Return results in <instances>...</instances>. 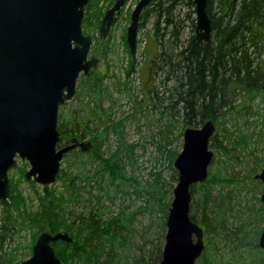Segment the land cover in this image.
Here are the masks:
<instances>
[{"label": "trees", "instance_id": "obj_1", "mask_svg": "<svg viewBox=\"0 0 264 264\" xmlns=\"http://www.w3.org/2000/svg\"><path fill=\"white\" fill-rule=\"evenodd\" d=\"M99 1L102 0H88L82 20V29L84 32H93L92 50L104 58L108 45L101 40L100 34L95 33L104 10L114 0H107V2L105 0L100 5ZM179 5L184 7L183 12L180 11ZM206 11L211 25L210 36L206 42L195 38L192 0H152L144 7L139 17V27L150 21L152 26L150 40L156 47L154 52H148V57L140 63L138 71H141L147 62L148 69H152L151 76L162 75L160 82L167 85L166 90L164 89L167 92V104L163 107L172 112L175 109L179 110L183 115L185 125L191 127L202 124L207 119H212L220 125V111L238 109L233 107L231 100V95L236 93L238 95L236 101L243 99V109L250 110L248 99L254 96V92L261 91L264 85V60L261 57L264 55V0H208ZM127 18L129 19V14ZM185 18L190 21L191 33L184 38L182 20ZM123 45L128 56V65L125 70L129 74L135 70L136 59L135 53L134 55L129 53L125 35H123ZM102 76L103 74H97L91 69L88 76L80 74L78 77L80 78L79 90L89 95L94 102V107L88 110L89 116H93L97 108L102 111L98 101V95L104 90ZM147 89L152 90L151 87ZM154 92L157 97L158 92L156 90ZM246 93L249 94L248 98ZM107 118L109 124H106L101 131H98L96 126L88 128L89 133H92L91 146L85 152L76 148L78 149V162L90 163L91 168L85 173H80L79 170H65L60 167L56 180L60 182L59 186H42V192L36 191L38 208L35 211L26 209L28 197L23 195L18 188L19 181L24 179L23 173L27 163H17L13 167L18 177H10L9 199L11 200L9 202H7L8 198L0 200L3 205V213L0 217V239H3L6 233L9 235V232H12L15 220L21 217V227L25 226L31 230L29 249L41 230H48L52 233L61 230L67 232L72 238L68 243L53 242L55 253L64 264L127 263L122 261L120 253L122 248L128 244L122 231L131 230L132 214L126 215L121 210L103 221L99 218L94 219L97 212L90 210L86 216L77 214L69 219L67 213L70 211L65 209L67 205L82 200L80 190L84 191L83 188L91 193L93 183L99 187L105 183L117 187L119 183L115 182L116 179L131 180L123 173L122 164L114 159L121 148L126 151H130L131 148L124 143L122 138L123 119L112 121L109 117ZM73 123H77L76 120L74 117H69L62 119L57 125L60 135L57 146L65 144L64 142L71 138L68 134V125L76 127ZM109 129L115 131L120 149L104 157L99 150L102 144L99 138ZM84 134L75 131L79 139H83ZM229 135L230 132L226 130V136ZM248 136V133L240 131L235 143L246 144ZM221 148L224 151L231 149L227 146ZM169 154L172 160L177 152L169 151ZM259 167L260 163L257 162L255 166L247 168V174L256 172ZM172 170L174 171L173 167ZM175 177L173 174L172 178L175 179ZM230 180L234 179L219 171H210L206 181L190 187L193 198L191 205L194 209L201 210L200 222L203 226V235H205L204 248L196 264H264V250L257 244L261 232L260 226L249 228V224L243 222L237 227L228 228L225 226L224 215L225 210L230 207V196L220 195L218 200L212 197L210 184H223ZM256 180L261 183L259 179ZM25 181L30 182L32 186L35 185L32 180ZM83 181L87 182L88 186H83L81 184ZM154 181L157 185L160 184L159 173L155 174ZM121 191L127 192L126 190ZM197 191H199V196L196 199ZM134 194H141V190L135 189ZM94 199L100 202L102 196L95 195ZM155 200V206L163 214L162 219L166 218L171 200L168 201L161 195ZM257 201L259 205L255 213L264 218V203L260 199ZM208 207H210L211 215L208 214ZM151 210H153L152 207ZM190 218L194 219V216L190 214ZM164 229L165 223L162 225V230ZM162 237L163 234H161ZM155 250V256L150 262H145L143 258L141 260L133 258V264H156L155 262L161 258V242L156 245ZM15 257L12 252H5L0 243V264H16ZM12 258L15 260L14 263L9 262Z\"/></svg>", "mask_w": 264, "mask_h": 264}, {"label": "rangeland", "instance_id": "obj_2", "mask_svg": "<svg viewBox=\"0 0 264 264\" xmlns=\"http://www.w3.org/2000/svg\"><path fill=\"white\" fill-rule=\"evenodd\" d=\"M137 1L127 0L123 4L107 35L102 37L101 40L108 45V51L104 58L98 52H93L94 40L91 45L90 54L98 58V63L92 70L97 74H103L102 87L104 90L98 95L102 111L97 108L93 116L88 115V110L94 107V102L89 95L79 90L78 81L80 78H78L76 93L70 102L59 108L57 114V125L64 118L74 117L76 120L77 123H73L76 127L68 125L70 137L76 136L75 131L80 134L85 132L82 140L90 142L92 133H89L88 128H95L96 126L98 131H101L106 124H109L107 117L112 121L123 119L122 138L124 143L131 147L130 151L120 149L118 137L113 129H109L99 138L102 140L99 150L104 157H108L115 150L120 149L119 154L114 159L122 164L123 173L131 180L116 179L115 182L119 183L117 187L105 183L100 188L96 183H93L91 193L83 188L84 191L80 190L82 200L67 205L65 209L70 211L67 213L69 219L77 214L86 216L90 210L97 212L94 219L99 218L103 221L121 210L126 215L132 214L131 230L129 232L122 231L128 242L120 251L122 261L127 262L125 264H133V258L140 260L143 258L145 262H150L151 258L155 256L156 245L160 242L162 251L166 231V227L162 230V225L166 218L162 219L163 214L155 206V198L161 195L168 201L172 199V190L177 181V170L173 165L174 158L171 160L169 151L178 153L181 150L182 133L185 127H188L185 125L183 115L179 110L175 109L172 112L163 107L167 104V92L164 91L167 85L165 86L160 82V79L163 78L162 75L154 74L151 76L152 69H148L147 62L142 70L138 71L140 63L148 57V52H154L156 47L150 40V33L152 32L150 21L138 28L134 56L136 59L135 70L129 74L126 73L128 56L123 45V35H125L129 23L127 16L130 15V11ZM104 2L105 0L99 1V5ZM180 11H184L183 6H180ZM182 24L184 26L183 37L185 38L191 33L190 21L185 18L182 20ZM86 33L92 35L93 32L88 31ZM95 34L99 35L98 27ZM261 57L264 60V55ZM148 87H151L152 90L149 91ZM154 90L158 92L157 97L154 95ZM236 96H238L237 93L231 95V100L233 107L238 109L220 111L219 121L221 124L217 125L214 122L215 131L209 143L213 157L207 167V175L210 171H219L221 174L234 179L223 184H210L214 200H218L220 195L227 194L231 198L230 207L225 210V226L234 228L246 222L249 224V228L260 226L261 231L264 228V218L261 215H256L255 209L259 205L257 199H260L263 184L262 182L258 183L254 175L260 171L264 163V92L262 90L254 92V96L248 99L250 110L243 109V99L236 101ZM248 96L249 94L246 93L247 98ZM200 125L201 123L192 127H199ZM226 130L230 132L229 136H226ZM240 131L249 135L246 144L235 143ZM222 146L231 149L224 151ZM77 155L78 149L66 153L61 159L60 167L65 170H79L80 173H85L91 168V165L90 163L78 162ZM22 162L25 160L18 159V164ZM257 162L260 163V167L256 172L247 174V168L255 166ZM157 173L160 174L159 185L154 181ZM173 174L176 176L175 179L172 178ZM8 176L9 179L10 177L17 178L18 173L12 168L9 170ZM59 183L56 181L51 186L57 187ZM81 184L88 186L85 181ZM18 188L23 195L28 197L26 209L35 211L38 208L35 194L36 191L42 192V186L36 183L32 186L30 182L21 179ZM135 189H140L141 194L135 195ZM121 190L127 192L124 193ZM95 195L102 196L100 202L94 199ZM198 196L199 191L196 192L195 198L197 199ZM10 200L8 197L7 202ZM192 201L191 196L189 216L192 214L194 216L192 221L203 228L200 222L201 210L199 208L194 209L191 205ZM2 209L3 205L0 203V217L3 213ZM209 209L210 207L207 208L208 214H210ZM21 221V217L15 220L12 232H9V235L6 233L5 237L0 239L1 247L5 252L15 254L17 262L30 255L31 230L25 226L21 227ZM161 234H163L162 238ZM203 241L205 244V235H203ZM158 261L159 259L155 263L157 264ZM9 262L14 263L15 260L12 258Z\"/></svg>", "mask_w": 264, "mask_h": 264}, {"label": "water", "instance_id": "obj_3", "mask_svg": "<svg viewBox=\"0 0 264 264\" xmlns=\"http://www.w3.org/2000/svg\"><path fill=\"white\" fill-rule=\"evenodd\" d=\"M126 0H114L101 18V35L120 13ZM152 0H138L129 15L125 42L136 51L139 17ZM162 1V0H158ZM195 38L206 42L211 25L208 0H192ZM88 0H0V200L10 196L8 171L25 160V180L50 186L57 180L63 156L72 149L85 152L90 141L76 136L57 146L58 110L69 102L80 74L88 76L98 63L90 54L92 35L82 29ZM105 25V29L102 27ZM264 92V85L262 86ZM215 125L212 119L199 127H185L182 147L173 160L177 181L172 190L161 258L157 264H196L203 248V229L189 216L190 186L204 182L213 151L209 147ZM263 188L264 163L258 173ZM65 231L38 232L29 257L17 264H64L53 242H71ZM264 250V228L257 239Z\"/></svg>", "mask_w": 264, "mask_h": 264}, {"label": "flooded vegetation", "instance_id": "obj_4", "mask_svg": "<svg viewBox=\"0 0 264 264\" xmlns=\"http://www.w3.org/2000/svg\"><path fill=\"white\" fill-rule=\"evenodd\" d=\"M113 2H114V1H113ZM111 5H112V4H111ZM111 5H110V6H111ZM110 6H109V7H110ZM109 7H108V8H109ZM105 10H106V9H105ZM105 10H104V11H105ZM103 14H104V12H103ZM103 14H102V16H103ZM118 15H119V14H118ZM118 15H117V16H118ZM102 16H101V18H102ZM117 16H116V18H117ZM101 18H100V22H99V26H98V31H99V34H100L101 37H105V36L107 35L108 31L110 30V27L112 26V24L115 22L116 18L113 20V22L111 23V25H110L109 28L107 29V31H106V33H105L104 36L101 35V32H100V28H101V26H100V24H101ZM102 28L105 29V25H104ZM138 28H139V27H138ZM18 262H19V261H18ZM18 262H16V264H17Z\"/></svg>", "mask_w": 264, "mask_h": 264}]
</instances>
